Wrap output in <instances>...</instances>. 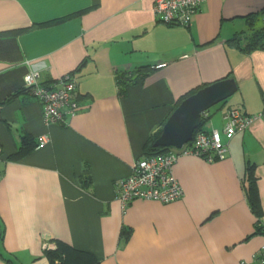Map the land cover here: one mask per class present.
<instances>
[{
    "label": "crops",
    "instance_id": "0c3cea01",
    "mask_svg": "<svg viewBox=\"0 0 264 264\" xmlns=\"http://www.w3.org/2000/svg\"><path fill=\"white\" fill-rule=\"evenodd\" d=\"M153 3L0 0V32L25 28L0 36V264H49L45 250L56 240L100 264H239L264 245V37L247 45L264 28V0H204L188 26L164 23ZM30 70L41 84L67 74L75 81L80 107L63 125L43 122L24 85ZM118 74L130 77L122 92ZM225 77L236 92L206 110L200 126L220 132L224 158L169 146L179 152L173 174L183 197L121 203L114 183L145 155L176 102ZM229 108L262 115L227 140ZM43 134L49 140L37 148ZM24 135L35 147L13 159Z\"/></svg>",
    "mask_w": 264,
    "mask_h": 264
},
{
    "label": "built area",
    "instance_id": "2783aa9c",
    "mask_svg": "<svg viewBox=\"0 0 264 264\" xmlns=\"http://www.w3.org/2000/svg\"><path fill=\"white\" fill-rule=\"evenodd\" d=\"M203 2L204 0H154L152 10L164 23L188 26L191 14ZM163 65L164 63H159L157 67ZM38 76V71L30 70L24 75V85L40 103L43 122L63 125L66 116H74L80 107L75 96V81L67 74L56 84H41ZM261 115L247 114L238 108H229L224 115L223 136L227 140L231 139L235 133L244 130ZM48 140L47 134L40 135L36 147L44 146ZM175 149L168 147L160 154L144 155L135 160L131 164L130 173L114 183L116 197L121 203L126 204L133 200L170 203L181 199L184 192L173 174V164L179 155L176 150L195 153L203 156L208 162L224 158L228 150L227 144L222 141L217 130L193 132L189 144ZM257 229L264 233V222H258ZM239 264H264V245L252 255V261L241 260Z\"/></svg>",
    "mask_w": 264,
    "mask_h": 264
},
{
    "label": "trees",
    "instance_id": "16d2710c",
    "mask_svg": "<svg viewBox=\"0 0 264 264\" xmlns=\"http://www.w3.org/2000/svg\"><path fill=\"white\" fill-rule=\"evenodd\" d=\"M62 20H64V19L59 18V19H54L52 21H46V22L38 23L37 25L38 26H46L48 24L60 22ZM24 29L25 28H17V29H12V30L1 31L0 36L16 35V34L20 33L21 31H23ZM262 37H264V28L257 29L255 31H253L252 36H251V40H249L247 42V45L249 46V48H251L255 45H259V39ZM232 41H233V38H232ZM260 45H261V48H264V43H262ZM139 70L140 69H137V71H139ZM126 77L127 76L125 74H118L117 75V82H118L120 92L123 91L122 85L124 86L128 81H130L129 80L130 77H127V78ZM194 90L191 91L190 94L193 93ZM24 91H26V90H24ZM27 91L29 92L28 88H27ZM15 95H17V93L12 94L10 96L13 97ZM182 99H184V98L182 97L181 99H179L176 102L177 104L175 106H177L178 103ZM203 116H202V122H204L203 120H205L206 115H203ZM202 122H201V124H202ZM201 124H200V126H201ZM200 126L196 128L195 132L201 131ZM160 131H161V127L159 129H157L154 133H152L148 137V139L144 145V154L145 155L160 154L164 151L163 147H154L153 146V142L159 136ZM33 147H35V143L32 142V139L29 136L24 135L22 137L21 146L16 150V152H14L12 154V158L13 159L21 158L26 153H28ZM247 180H248V185L246 188V192H247L248 201L251 205L252 210L255 213H257V212H259L260 209L258 206V194H257V190H256V187L254 184L255 176L253 174V167L252 166H249V168L247 170ZM82 181H83V184L88 185L90 183V178L86 177ZM55 242L56 243H55V246L53 248H51V249L48 248L45 250V255L48 258L49 264H100L99 260L89 251L76 249L71 244H68L62 240H56Z\"/></svg>",
    "mask_w": 264,
    "mask_h": 264
},
{
    "label": "water",
    "instance_id": "95a60500",
    "mask_svg": "<svg viewBox=\"0 0 264 264\" xmlns=\"http://www.w3.org/2000/svg\"><path fill=\"white\" fill-rule=\"evenodd\" d=\"M236 90L234 79L225 77L197 89L182 99L164 122L153 146L164 149L169 146L181 148L192 139L194 130L202 122V114L211 106L226 100Z\"/></svg>",
    "mask_w": 264,
    "mask_h": 264
},
{
    "label": "rangeland",
    "instance_id": "374dc122",
    "mask_svg": "<svg viewBox=\"0 0 264 264\" xmlns=\"http://www.w3.org/2000/svg\"><path fill=\"white\" fill-rule=\"evenodd\" d=\"M230 97H231V96H230ZM228 98H229V97H228ZM222 103H223V101H221V102H219V103H217V104L211 106L210 108H211V109H216V108H218Z\"/></svg>",
    "mask_w": 264,
    "mask_h": 264
}]
</instances>
